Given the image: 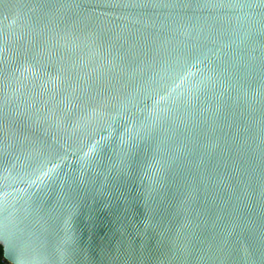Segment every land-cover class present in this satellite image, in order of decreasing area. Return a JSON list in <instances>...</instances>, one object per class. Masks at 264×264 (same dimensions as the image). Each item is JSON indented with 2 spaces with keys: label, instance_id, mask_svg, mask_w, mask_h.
<instances>
[{
  "label": "water",
  "instance_id": "obj_1",
  "mask_svg": "<svg viewBox=\"0 0 264 264\" xmlns=\"http://www.w3.org/2000/svg\"><path fill=\"white\" fill-rule=\"evenodd\" d=\"M10 264H264V0H0Z\"/></svg>",
  "mask_w": 264,
  "mask_h": 264
},
{
  "label": "trees",
  "instance_id": "obj_2",
  "mask_svg": "<svg viewBox=\"0 0 264 264\" xmlns=\"http://www.w3.org/2000/svg\"><path fill=\"white\" fill-rule=\"evenodd\" d=\"M0 264H10L4 259V252L1 246H0Z\"/></svg>",
  "mask_w": 264,
  "mask_h": 264
}]
</instances>
